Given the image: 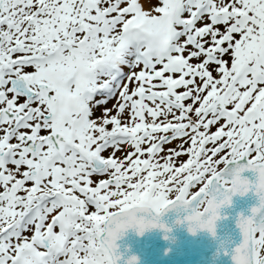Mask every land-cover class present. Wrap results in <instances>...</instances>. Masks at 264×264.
Here are the masks:
<instances>
[{
	"label": "snow or ice",
	"instance_id": "snow-or-ice-1",
	"mask_svg": "<svg viewBox=\"0 0 264 264\" xmlns=\"http://www.w3.org/2000/svg\"><path fill=\"white\" fill-rule=\"evenodd\" d=\"M250 192L232 264H264V0H0V264H140L129 230L215 238Z\"/></svg>",
	"mask_w": 264,
	"mask_h": 264
},
{
	"label": "water",
	"instance_id": "water-1",
	"mask_svg": "<svg viewBox=\"0 0 264 264\" xmlns=\"http://www.w3.org/2000/svg\"><path fill=\"white\" fill-rule=\"evenodd\" d=\"M246 175L252 179L251 174ZM256 204L257 199L251 192L245 197H233L232 206L223 210L229 219L218 223L215 238L203 231L190 234L186 225L176 224V220L183 219L185 213L170 211L162 217V222L172 229L171 232L164 233L157 229L138 236L135 231L129 230L117 241L119 251L124 259L137 256L140 264H232L230 255L225 256L220 251V244L229 238L239 242L236 218L239 214L249 215ZM165 235L168 236L167 240L164 239Z\"/></svg>",
	"mask_w": 264,
	"mask_h": 264
},
{
	"label": "rangeland",
	"instance_id": "rangeland-1",
	"mask_svg": "<svg viewBox=\"0 0 264 264\" xmlns=\"http://www.w3.org/2000/svg\"><path fill=\"white\" fill-rule=\"evenodd\" d=\"M177 143H179V141H178ZM181 159H184V160H186V159H187V157H181Z\"/></svg>",
	"mask_w": 264,
	"mask_h": 264
}]
</instances>
